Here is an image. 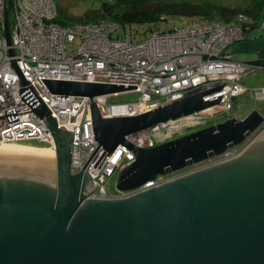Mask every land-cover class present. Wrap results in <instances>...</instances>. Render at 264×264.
<instances>
[{
  "label": "water",
  "instance_id": "95a60500",
  "mask_svg": "<svg viewBox=\"0 0 264 264\" xmlns=\"http://www.w3.org/2000/svg\"><path fill=\"white\" fill-rule=\"evenodd\" d=\"M4 30L15 56L10 0ZM14 67L22 87L29 85ZM44 85L53 95L91 100L126 91L100 83ZM220 90L111 119L92 102L99 146L108 155L120 146L135 154L117 181L118 192L130 194L116 198L93 196L84 170L72 173L73 134L40 101L34 113L51 133L56 154L0 148V264H264V115L253 110L242 120L229 118L155 147L137 148L127 140L218 105L221 98H205ZM241 146L234 157L138 191Z\"/></svg>",
  "mask_w": 264,
  "mask_h": 264
},
{
  "label": "built area",
  "instance_id": "2783aa9c",
  "mask_svg": "<svg viewBox=\"0 0 264 264\" xmlns=\"http://www.w3.org/2000/svg\"><path fill=\"white\" fill-rule=\"evenodd\" d=\"M5 8L6 0H0V144L35 143L56 152L45 122L34 113L42 101L58 126L73 134L71 171L79 174L84 170L95 186L93 196L130 194L118 192L117 181L120 171L135 161L134 152L127 147L120 146L108 155L99 146L91 113L93 101L105 119L131 117L182 100L193 92L222 87L205 98H221L218 105L129 136L127 140L137 148L164 143L166 138L160 136L167 130L206 127L218 114L229 116L236 99L244 94L264 102V87L248 89L244 85L252 74L264 71V59L253 63L233 57L235 46L252 32L254 23L246 15H239L232 23L202 17L182 19V24L171 30L154 28L147 37L134 41L130 26L125 24L124 37L118 35L122 26L108 22L58 25L56 0H10L15 51L11 56L4 30ZM258 28L264 32V19ZM231 48L233 53L228 55ZM14 62L29 85L22 87ZM48 80L109 84L123 86L126 91L94 100L61 97L46 90L44 82ZM128 95H135V99L115 103ZM236 154L233 148L221 157L225 160ZM164 178L138 191L163 183ZM114 181L116 189L112 191Z\"/></svg>",
  "mask_w": 264,
  "mask_h": 264
},
{
  "label": "rangeland",
  "instance_id": "374dc122",
  "mask_svg": "<svg viewBox=\"0 0 264 264\" xmlns=\"http://www.w3.org/2000/svg\"><path fill=\"white\" fill-rule=\"evenodd\" d=\"M106 0H58L59 7L61 8V11L63 15L67 17L66 19L73 21V22H80V21H86V17L88 14H98L102 10V6L105 3ZM147 3L145 5V8H148L150 11L154 10L155 8H162L164 5H172V4H191V5H199V6H205L212 4L214 6H222V7H228V8H243L246 6L249 2V0H146ZM124 10V9H123ZM168 16V15H164ZM93 17V16H92ZM218 16H216L217 18ZM197 18V17H194ZM10 21L13 22V12L10 16ZM167 22H164L160 25V29H170L173 28L175 25H181L182 17L179 16H169ZM185 20H190L193 18H184ZM110 24H118L122 26L121 29L118 30V35L121 37L125 36V29L124 24L119 22H113V21H107ZM133 40H140L141 38H145L148 36L149 32L145 35L146 30L148 27L141 26L137 24H129ZM264 34L263 30L260 28L255 29L252 33V37L254 36H260ZM80 41L78 40L76 44H79ZM264 53V41H260L257 44L250 46L249 48H245L244 45L235 46L234 48V54L233 57L235 60L239 62H255L260 59V54ZM264 59V58H263ZM244 85L248 89H260L264 87V71H257L254 74H252L248 79L244 81ZM135 99V95H128L125 97H121L120 99L115 100V103H125L128 101H131ZM253 110H258L262 115H264V102L257 101L253 98H251L250 95L244 94L243 96L236 99L234 102V110L230 113L229 116H225L223 114H218L212 122L215 124L223 122L225 118H237L239 120L244 119L249 113H251ZM213 124V125H215ZM212 126L211 124L206 126L209 127ZM205 127H196L193 128L192 126H185L184 130H172V131H165L164 135L160 136V138L164 140L165 143L168 142V140H173L176 138H179L181 136L187 135L189 133L198 131L200 129H203ZM29 146L39 149H44V147H41L38 144L35 143H25V144H16V146ZM242 149L241 147L235 148L236 152L238 153ZM56 154V153H55ZM224 157H217L214 158L206 163L196 165L193 167H190L182 172L175 173L169 176H166L164 179L169 180L171 178H175L181 175H184L188 172L200 169L202 167L208 166L210 164L222 161ZM115 181L113 182V188L112 191H115Z\"/></svg>",
  "mask_w": 264,
  "mask_h": 264
},
{
  "label": "trees",
  "instance_id": "16d2710c",
  "mask_svg": "<svg viewBox=\"0 0 264 264\" xmlns=\"http://www.w3.org/2000/svg\"><path fill=\"white\" fill-rule=\"evenodd\" d=\"M59 17L56 19V23L62 27H71L75 23L68 19L63 15L61 8L59 7L58 0H56ZM147 1L146 0H110L105 1L102 6L101 12L98 14H88L86 17V21H80L84 23L90 22H119L125 25L129 24H137L141 26H146L148 29L147 32L154 28H160V25L164 22L168 21L169 16H179L184 18H194V17H202L209 20H220L226 23H232L239 15H246L253 21V25L251 26V34L255 29L258 28L259 23L264 19V0H249L248 4L243 8H228L222 6H214L212 4L199 6V5H191V4H172V5H164L162 8H155L150 11L148 8H145ZM124 9V10H123ZM168 15V16H164ZM93 16V17H92ZM216 16H218L216 18ZM166 17V21L162 18ZM172 28L168 29L171 30ZM264 38V34L252 37L250 34L246 37L245 41L239 43V45H244L245 48L250 47V42L253 40H262ZM264 58V53H260V59L253 63L262 62ZM225 118L223 121H225ZM215 124L214 122H210L208 125ZM207 125V126H208Z\"/></svg>",
  "mask_w": 264,
  "mask_h": 264
},
{
  "label": "bare ground",
  "instance_id": "6f19581e",
  "mask_svg": "<svg viewBox=\"0 0 264 264\" xmlns=\"http://www.w3.org/2000/svg\"><path fill=\"white\" fill-rule=\"evenodd\" d=\"M0 148H16V149H28V150H36V151H44V152H54L53 150H48V149H39V148H34V147H29V146H16V144H7V145H1ZM56 153V152H55Z\"/></svg>",
  "mask_w": 264,
  "mask_h": 264
},
{
  "label": "crops",
  "instance_id": "0c3cea01",
  "mask_svg": "<svg viewBox=\"0 0 264 264\" xmlns=\"http://www.w3.org/2000/svg\"><path fill=\"white\" fill-rule=\"evenodd\" d=\"M251 36H252V34H251ZM258 36H259V35H258ZM254 37H257V36H254ZM254 37H253V38H254ZM261 41H264V38H263ZM258 42H260V40H253V41L250 42L249 45H250V46H253V45L257 44ZM259 54H260V53H259Z\"/></svg>",
  "mask_w": 264,
  "mask_h": 264
}]
</instances>
